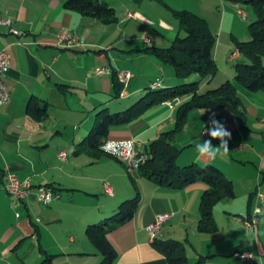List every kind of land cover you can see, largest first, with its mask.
Returning <instances> with one entry per match:
<instances>
[{
    "label": "crops",
    "instance_id": "obj_1",
    "mask_svg": "<svg viewBox=\"0 0 264 264\" xmlns=\"http://www.w3.org/2000/svg\"><path fill=\"white\" fill-rule=\"evenodd\" d=\"M144 1H135L137 7H132V10L126 13L128 22L139 21L137 18L141 17L146 20L145 16L140 14V6ZM150 1L163 4L166 0ZM169 1L168 10L174 16L175 23L173 21V26L163 21L160 23L165 31H169L167 41L172 42L176 35L182 33L176 12L186 10L202 18L208 17V0ZM211 1L218 2L223 8L215 56L223 52L222 49L229 51L230 55L237 52V58L234 60L237 61L240 55L231 44L236 41L233 34L234 22L237 11L244 12L245 9L235 0ZM251 10L246 9V13L253 21L255 16ZM86 18L88 17L79 12L63 9L62 0H0V19L10 20L11 29L19 32L14 34L8 26L0 24V49L4 50L9 58V70L4 76V82L10 91L9 102L0 107V264H30L29 261L33 260V264H40L48 255H52V259L61 251L68 256L67 260L77 257L78 260H84L81 264H85L89 252L85 250L84 245L75 251L74 245L82 242L80 236L77 238V234H84L85 227L102 215L104 204L100 202L97 193H105L104 183L114 189L108 197L112 203L109 208H105L104 215L115 212L122 201L137 197L132 218L106 236L116 254L112 264H166L164 255L153 241L167 239L182 241L186 246L187 260L189 262L191 259L192 264L199 259H202V264H264V196H261L264 194V153L252 152L253 157L246 155L244 158L250 161L254 170V177L248 182L246 212L244 209H232L229 203L225 204L228 200L234 201L236 196L222 200L213 208L216 229L203 233L197 229L199 202L205 188L203 184L195 183L181 189H169L155 186L145 177L135 176L131 178L134 185L132 188L127 174L122 169V161L102 151L101 153L87 149L84 145L82 135L91 130L94 121L102 114L122 113L134 103L135 96L143 95V89L149 87L152 82H160L161 88H165L181 80L174 75L173 68H167L168 64L143 51L147 46H157L156 44L145 38L143 45H135L133 40H129L122 52L137 60L143 56L141 53L147 55V72L143 73L139 82V72L133 67L124 66L122 69L129 71L132 78L125 88L116 93L118 96L114 97L110 76L98 77L95 75V69L109 65L115 71L121 70L118 60L111 54H107L104 59L99 53L101 41L92 34L91 28L100 22ZM105 26L109 28L113 24ZM177 26L178 33L174 34ZM224 26L228 29L227 32H230V40H222ZM209 28L213 31V28ZM240 38L239 41L249 40L244 36ZM151 60L154 65L149 67ZM164 69L167 72H164ZM209 81L210 79L202 80L197 89L199 93L213 89H208L212 85ZM231 83L237 95L245 97L257 108L264 110V93H251L236 81L232 80ZM188 98L189 96L165 101L147 108L131 123L112 128L106 140L138 138L148 145L161 133L173 129L176 110ZM33 105L45 108L47 115L33 114ZM239 105L243 107L241 100ZM111 106L113 111L109 110ZM254 109L255 107L250 109L252 113H255ZM196 112L206 114L202 117V124L197 127L193 125V120L198 116ZM213 114L215 119L231 132V139L240 133L238 119L235 114H230L228 109L191 110L182 128L174 135L173 143L181 149L176 160L177 165L213 164L225 173L220 163L226 161L227 155L209 161L197 159L198 154L195 151L196 143L203 141V138L199 137L200 132L211 127L210 119ZM212 142L214 147L220 144L218 139ZM235 150L242 151L239 145L235 146ZM61 152L66 154L65 159L59 158L58 154ZM112 159L122 165L115 163V167H110L103 175H87V168L100 167L103 162L111 166ZM241 161L239 160L240 163ZM7 173L15 175L20 181L28 179L33 187L52 188L59 193L60 198L47 206L39 205L32 198L24 202L12 201L4 190V176ZM115 178L122 181V190L114 185ZM78 194L97 199L95 198V203L88 209L77 208L80 211L75 213V223H68L69 217L66 216L65 210L75 208ZM254 206L255 211L259 212L255 214L257 224L254 230H249L245 226L249 217L246 215L253 213ZM163 214L169 215V219L151 241L145 228L156 216ZM67 217L68 220H64ZM187 223L189 233L186 231L184 240L168 236L169 232L177 227L187 226ZM56 225L67 227V245L55 237V232L59 233V230L54 228ZM65 250L68 251L67 254ZM243 252L250 253L251 259L241 260L236 256ZM96 254L98 257L89 264H99L101 256ZM51 263L53 264L52 260Z\"/></svg>",
    "mask_w": 264,
    "mask_h": 264
},
{
    "label": "trees",
    "instance_id": "obj_2",
    "mask_svg": "<svg viewBox=\"0 0 264 264\" xmlns=\"http://www.w3.org/2000/svg\"><path fill=\"white\" fill-rule=\"evenodd\" d=\"M249 6L255 19L248 25L250 39L234 42L242 61L234 65L235 81L251 93H264V0H235ZM63 9L79 12L82 16L95 19L103 25L110 26L116 19L115 9L102 0H62ZM180 21L182 35L174 37L170 46H147L144 52L152 54L157 60L173 68L174 75L179 79H188L197 74L198 80L173 87L161 88L160 82H152L145 88L146 92L139 96L132 105L122 113H106L94 121L93 127L83 138L87 149L100 151L109 131L114 127L131 123L147 108L189 96L177 108L175 125L172 130L161 133L154 141L145 145L148 159L135 175L150 180L155 186L169 189H181L195 183L204 185L199 202L197 229L203 233L213 232L216 224L213 218V208L222 200L235 197L232 181L225 173L213 164L199 165L191 163L179 166L176 163L181 149L173 143L174 135L185 123L187 114L194 109L224 108L237 113L240 99L231 81L226 80L218 87L198 92L202 80L210 79L216 70L212 55L214 36L207 22L201 16L190 12H176ZM110 68V76L117 97L123 84L119 82L116 71ZM158 83V86L153 84ZM61 87H63L61 85ZM117 93V94H116ZM106 110V109H104ZM33 114L46 116L45 108L33 105ZM102 153V152H101ZM95 155V154H93ZM137 197L122 201L115 214L104 222L86 226L84 235L93 245L101 259L99 264H112L116 258L115 251L106 240L107 234L128 222L134 213ZM165 257L166 264H189L186 256V246L182 241L167 239L153 241ZM52 255H48L40 264H52ZM201 258V257H200ZM194 264H202L199 259Z\"/></svg>",
    "mask_w": 264,
    "mask_h": 264
},
{
    "label": "rangeland",
    "instance_id": "obj_3",
    "mask_svg": "<svg viewBox=\"0 0 264 264\" xmlns=\"http://www.w3.org/2000/svg\"><path fill=\"white\" fill-rule=\"evenodd\" d=\"M102 1L108 2L110 5H112V7L115 9L117 21L113 24L112 27H109V28H107L105 25L101 23L91 28L92 29L91 31H93L92 34L96 36L99 42L101 41V45H100L101 51L99 53L102 54L104 59L106 58L107 54L109 55L111 54V56L116 58L118 60V64L120 66L121 71L124 70L122 69L124 68V66L135 68L136 71L139 72L138 81L141 82L140 77L143 75V73L147 72L146 63L149 61V58L147 57V55H144L142 53L141 55L143 56H140L138 60L137 58L135 59L130 58L126 56L125 53L122 52V50H125L122 48H126L129 40L130 41L133 40V44L135 45H143L144 38L147 40H150L151 42H153L154 44L160 47L170 46L171 42L167 41V38H168L167 33L169 31H165V28L160 24L162 21L170 25L172 24V26H173V21L175 23V20H174L175 18H173L174 16L171 15L168 10L170 1L169 0L163 1L162 2L164 4L163 5V4H160V2L157 3L156 1L145 0L140 6V14L142 16H145L146 20L137 18L139 21L132 20L130 22L126 20V13L132 10V7L137 5L135 3V1L137 0H102ZM198 4L200 6V2H198ZM207 8H208L207 9L208 17L207 19L205 17L204 18H205V21L208 23V25L210 23L209 27L213 28L212 34L214 36V46H213L212 55H213L214 62L216 65L215 73L210 78V81H209L210 84H212L210 87H208L209 89V88H214V86H218L219 84H222L227 79H229V81L231 82L232 80L235 81L234 65L236 62L242 61L243 59L239 58L237 61L229 62L228 61L230 57L229 51L225 52L223 49H222L223 52H219L217 57L215 56V50L218 45V35H219L221 25H222L221 22H222L223 8L221 5H218V2L214 3L211 0H208ZM241 8L245 9L244 12H245L246 18L243 20L237 14V17L235 18V22H234L235 23L234 29H233L235 40H238V38L241 39L240 38L241 36H244L245 38L250 39L248 25L251 22V20L248 18L246 9H249L250 11L251 8L243 4H241ZM86 19H89V18H86ZM132 25H134L133 28H132ZM222 30H223L222 40L226 38L227 39L231 38L230 32H227L228 29L226 28V26H224ZM173 33L174 34L178 33V26L176 27L175 31H173ZM180 34L182 35L183 33H180ZM132 35L133 37H131ZM226 40L224 41L226 42ZM231 44L234 45V42H231ZM153 63L154 61L151 60L149 67H152L154 65ZM262 65H264V57H262ZM104 66H109V65H104ZM170 67H171L170 65L167 66L168 69L172 70V67L171 68ZM163 71L167 72L166 69H164ZM199 78H200L199 75L194 74L193 76L189 77L187 80L181 79L180 82H178L175 85L169 86V87L178 86L180 84H185V83H190L194 80H198ZM145 87H147V85L144 86V88ZM142 92L145 93L146 89H143ZM238 96L242 102L243 107L241 106L240 108L238 107L237 113L230 111V114L233 113L236 115L238 119L237 121L241 127V131L240 133L238 132L236 135H234V137L230 139V141H228L229 153L226 156V161H222V163H220L221 164L220 166L224 168L225 174L232 180V183L234 186V192L236 196L234 201L228 200L225 204L229 203V205L232 206V209L233 208L238 209V210L244 209L246 212L247 206H248V189H247L248 182L249 180L253 179L254 170H253V167L250 161L244 158L246 157V155H251L253 157L252 152L264 153V110L257 108L254 104H252L245 97H241L239 94ZM138 97L139 96H135L134 100H136ZM131 102L132 101H130V103ZM252 107H255L254 109L255 113L251 112L250 109ZM109 110L113 111L112 106L110 107ZM196 113L198 114V116L195 118V120H193L195 121L193 124L195 127L200 126L202 124V121H203L202 117L206 115L205 112L203 115H201L202 112H196ZM201 132L199 134V137L201 136ZM87 135H88V131L84 133V135H82V139L87 137ZM243 137H245L246 139H243ZM202 140H207V139H202ZM246 140H249V141H246ZM212 144L213 146H215L214 142H212ZM238 145L242 149L241 152H238L239 150H235V146H238ZM239 160H242L241 163L239 162ZM112 161L113 162L111 166H109L108 164H105L106 162H103L100 167L87 168V175L92 176L95 173L100 174V175L105 174L104 172L109 171L108 169H110V167L111 168L115 167L114 166L116 165L115 163H119L113 159ZM118 165H122V164L119 163ZM123 167L124 168L122 169L127 174L125 175L127 176L129 183L132 185V188H134V185L132 183L133 179H131L130 174L126 171L125 166ZM253 183L254 182L252 181V184ZM114 185H116L119 190H122V188L124 187L122 181L119 178L114 179ZM252 186L254 188V185ZM77 196H78L76 198L77 203L74 205L75 208L70 207L69 209L65 210L67 212L66 216L69 217L68 223H75L74 221L75 213L80 211V209H77V208L84 207L88 209V207H91L96 201L95 200L96 197L95 198L88 197V196H84V194H78ZM261 196H264V194H262ZM97 197L100 199V202L104 204V208L101 209L102 215H100V217L97 218L98 220H96L94 223H91L93 225H98L104 222L107 218L115 214V212L107 213L106 215H104L103 213L107 208L110 207L112 203L108 198L110 197L109 195L99 192L97 193ZM252 210H253V213L250 215L247 214L246 216H254L256 207L254 206ZM215 212L216 211L214 210V213ZM68 217L65 218L64 220H68ZM187 224H188L187 226L183 225V226L175 228L173 231L168 233L169 234L168 236H171L170 238H181V239L183 238L184 240V237L189 231V223ZM54 228L59 230V233L55 232V235H56L55 237L58 238L61 243H64L65 245H67L68 235L65 233L67 227L65 226L61 227V226L56 225ZM82 234H83L82 232L77 234L78 236L77 238L79 239V236H80L81 237L80 239H82V242H77L74 245V248H76L74 250L77 251L79 250V248H81L84 245L85 250L89 252L90 254L88 258L86 259L85 264H89V263H92L95 257L96 258L98 257V254H96L97 252L95 251V248L93 247V245L87 240L84 234L83 236ZM70 250L73 251V248H71ZM65 252L67 254L68 251L65 250ZM188 253H190V251H188ZM67 257L68 256L64 255L61 251V253L53 257L51 260L53 264H67L69 262L71 264H81L80 262L84 261V260H78L77 257L67 260ZM189 260H190L189 264H192V260L191 259ZM34 262L35 260H33V262L29 261L30 264H33ZM13 264H16V263L13 262Z\"/></svg>",
    "mask_w": 264,
    "mask_h": 264
},
{
    "label": "built area",
    "instance_id": "obj_4",
    "mask_svg": "<svg viewBox=\"0 0 264 264\" xmlns=\"http://www.w3.org/2000/svg\"><path fill=\"white\" fill-rule=\"evenodd\" d=\"M239 16L244 19L245 15L242 10L237 11ZM0 24L6 25L10 28V30L14 34H19L14 29H11V22L10 20H2L0 19ZM64 39V37H62ZM66 40V39H64ZM74 41V40H73ZM69 44H72L69 40H67ZM237 58V52H232L229 61H234ZM9 70V58L6 52L0 49V107L6 105L10 100V91L7 85L4 82V76ZM110 68L108 66H104L101 68L95 69V75L98 77L109 75ZM116 76L120 83L123 84L125 88L132 75L129 71H116ZM153 86H158V83L153 84ZM201 137L203 139H210L206 134V131L201 132ZM100 150L108 154L116 159H119L123 162L126 171L130 175H135V173L139 170V168L146 163L148 159V154L145 150V144L138 138H132L128 140L116 141V140H105ZM60 159H65L66 154L61 152L58 154ZM4 190L6 191L7 195L12 201L15 202H24L28 199H34L36 202L43 206H47L53 201H56L60 198L59 193L49 187H33L30 181L24 180L20 181L15 175L7 173L4 176ZM103 190L107 195H112L111 187L104 183ZM259 213L255 211V214ZM169 219V215L163 214L156 216L154 220L146 226V232L151 241L155 239L159 231L161 230L164 223H166ZM257 224L256 216H249L247 217L245 226L249 230H254ZM239 259H251V254L248 252H243L236 254Z\"/></svg>",
    "mask_w": 264,
    "mask_h": 264
},
{
    "label": "clouds",
    "instance_id": "obj_5",
    "mask_svg": "<svg viewBox=\"0 0 264 264\" xmlns=\"http://www.w3.org/2000/svg\"><path fill=\"white\" fill-rule=\"evenodd\" d=\"M141 19H144L141 17ZM202 112L201 115H203ZM211 127L205 129L206 134L211 137V139L203 140L202 142L196 143L195 151L198 154L197 159H207L209 161H214L218 157H224L229 153L228 141L231 139V132L228 131L224 124L215 119V114H213L210 119ZM218 139L220 141L219 146L214 147L212 140Z\"/></svg>",
    "mask_w": 264,
    "mask_h": 264
}]
</instances>
